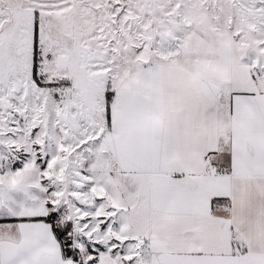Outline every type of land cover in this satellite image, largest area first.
<instances>
[{
  "label": "snow or ice",
  "instance_id": "6c2138e0",
  "mask_svg": "<svg viewBox=\"0 0 264 264\" xmlns=\"http://www.w3.org/2000/svg\"><path fill=\"white\" fill-rule=\"evenodd\" d=\"M0 264H264V0H0Z\"/></svg>",
  "mask_w": 264,
  "mask_h": 264
}]
</instances>
